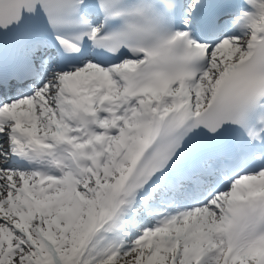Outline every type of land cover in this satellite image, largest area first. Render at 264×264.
Listing matches in <instances>:
<instances>
[{"label":"snow or ice","instance_id":"snow-or-ice-1","mask_svg":"<svg viewBox=\"0 0 264 264\" xmlns=\"http://www.w3.org/2000/svg\"><path fill=\"white\" fill-rule=\"evenodd\" d=\"M0 264H264V0H0Z\"/></svg>","mask_w":264,"mask_h":264}]
</instances>
